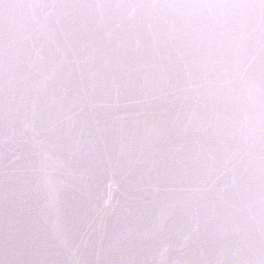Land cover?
I'll return each instance as SVG.
<instances>
[{"label": "water", "instance_id": "obj_1", "mask_svg": "<svg viewBox=\"0 0 264 264\" xmlns=\"http://www.w3.org/2000/svg\"><path fill=\"white\" fill-rule=\"evenodd\" d=\"M0 264H264V0H0Z\"/></svg>", "mask_w": 264, "mask_h": 264}]
</instances>
